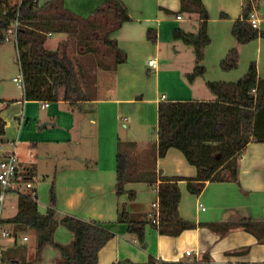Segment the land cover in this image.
<instances>
[{"label":"crops","instance_id":"1","mask_svg":"<svg viewBox=\"0 0 264 264\" xmlns=\"http://www.w3.org/2000/svg\"><path fill=\"white\" fill-rule=\"evenodd\" d=\"M22 1L0 0V10L20 7ZM105 1L63 0V3L67 10L88 17ZM119 1L125 4L132 20L110 37L117 40L127 60L111 70L98 65L91 76L80 61L90 100L76 105L64 100H27L24 88L14 78L23 89L21 97L3 95L0 98V115L6 122V132L0 135V141L7 150L15 149L19 161L18 179L6 193L0 208V225L11 234L9 237L0 235V254L5 251V256L16 264L34 258L35 231L30 229L31 236H28L22 232L29 228L5 220L19 211V194L33 190L38 211L46 213L50 206L48 187L54 183L58 219L69 214L96 220L114 233L100 250L98 264L125 260L141 264L192 260L209 264L264 262V143L247 145L239 161L237 181H208L200 194L190 192L187 180L179 181L180 215L196 223V227L172 236L147 225L144 248L129 233L128 225L118 221V210L121 204L127 203L132 216L149 219L157 210L153 203H159L158 187L144 181L128 182L124 194L116 193L119 142L134 144L132 152L140 172L156 170L165 176L186 179L197 176V167L181 150L172 147L164 156L157 155L159 103L212 101L215 95L207 82H236L247 74L253 62L259 77L264 78V37L260 35L243 44L232 32L248 3L259 21L255 28L264 31L263 0H201L209 15L210 42L199 64L205 72L192 81L188 75L197 67L195 48L176 39L174 32L182 30L188 35L199 32L202 18L196 8L191 10L194 2ZM149 29L154 40L149 37ZM55 34H49L45 47ZM57 34L63 35L58 48L68 35ZM232 49L238 50V66L224 70L222 62ZM16 59L18 62V51ZM151 59L156 61V67L149 64ZM3 156L4 152L0 151V159ZM28 172L33 176L29 180L31 188L26 187L28 181L23 175ZM39 177L44 178V182L49 181L36 188L35 181ZM130 191L136 192L135 200H130ZM4 209L12 215L4 217ZM242 217L255 223H237ZM25 236L28 240L22 242ZM72 238V232L65 226L57 227V242L67 244ZM31 239L33 243L28 245ZM187 250L191 255L186 254ZM59 256L58 249L46 245L40 260L33 264H56ZM9 260H0V264H10Z\"/></svg>","mask_w":264,"mask_h":264},{"label":"trees","instance_id":"2","mask_svg":"<svg viewBox=\"0 0 264 264\" xmlns=\"http://www.w3.org/2000/svg\"><path fill=\"white\" fill-rule=\"evenodd\" d=\"M185 1V0H183ZM191 7L201 12L202 22L197 34L188 35L176 30L174 37L182 39L195 48L197 67L188 75L189 80L203 75L205 68L200 66L205 46L210 42L207 20L209 15L201 0H192ZM248 3L240 19L236 20L232 32L240 43L246 44L258 36L264 37V31L253 27L248 17L251 13ZM55 10V11H49ZM19 20L17 40L18 62L23 76V88L27 100L57 102L64 100L71 105L91 99L83 66L79 60L68 56L64 43L56 50H49L45 43L51 33H65L76 37L85 52L98 53L99 48L92 46L100 39L107 46L112 61L101 67L114 69L127 60L123 52L110 35L125 22L132 20L125 4L119 0H106L88 17L77 15L64 7L63 0H51L44 5L39 0H23L20 7L0 10V46L4 43L9 27ZM100 31L104 33L100 36ZM149 37L154 40L152 29ZM239 53L232 49L222 62L224 70L238 66ZM215 95L212 101L166 100L159 103L157 155L164 156L174 147L181 150L187 160L195 165L198 174L195 178L165 176L160 171H138L134 146L131 142H119L116 193L126 192L128 182L144 181L158 187L160 217L159 221L138 219L131 215L128 204L119 206L118 221L128 225L129 233L141 247L146 246V227L151 225L161 234L176 236L186 229L196 227V223L185 220L179 212L181 191L179 181L187 180L188 189L200 194L206 182L238 180L239 161L250 142L264 143V78L258 75L256 63H252L245 76L236 82H207ZM6 132V122L0 115V135ZM1 142V141H0ZM24 180L30 182L33 176L25 173ZM36 191L19 194V211L5 220L7 223L23 226L35 231V256L22 264H33L40 260L46 245H52L59 251L56 264H98L100 250L114 237V233L103 223L96 220H84L65 214L61 219L57 214V195L55 185L50 190V206L46 213L37 208ZM35 193V194H34ZM34 194V195H33ZM130 200L136 199V192H129ZM233 223V222H230ZM239 224H254L249 218L242 217ZM59 225L65 226L73 234L67 244L55 240V231ZM6 252L0 254V260H9ZM10 264H16L9 260ZM116 264H141L131 260ZM161 264H209L192 261H164ZM239 264H264V262H241Z\"/></svg>","mask_w":264,"mask_h":264},{"label":"rangeland","instance_id":"3","mask_svg":"<svg viewBox=\"0 0 264 264\" xmlns=\"http://www.w3.org/2000/svg\"><path fill=\"white\" fill-rule=\"evenodd\" d=\"M46 1L48 0H39L41 4H44ZM262 4L264 5V0L262 1ZM99 34L101 37H103L104 35L102 31H100ZM62 37L63 35L56 33L53 38H51L46 44V48L49 50L56 49ZM63 43L65 45L68 56L74 58L75 60L82 61L85 64L89 76H91L93 71L97 70L98 65L100 66V63L109 64L112 61V56L109 55L107 46H105L100 39L94 40V42L92 43V46L99 48L98 53L85 52L84 47L78 44V40L76 37L66 36L63 40ZM16 58L17 49L15 41H4V43L0 46V98H2L3 95L7 96L8 98L21 97L23 89L19 88L13 81V78L18 77L21 74L20 66ZM5 109L6 108H4V110ZM44 181H46L44 180V178L39 177L38 180L35 181L36 188H39V186L41 185L44 186L46 183H48L49 180L47 182ZM51 187L52 184L49 185L47 191L49 198ZM10 215H12V213L4 209L3 216L9 217ZM22 233L31 236L30 229H25ZM27 243L28 245H31L33 243L32 239Z\"/></svg>","mask_w":264,"mask_h":264},{"label":"built area","instance_id":"4","mask_svg":"<svg viewBox=\"0 0 264 264\" xmlns=\"http://www.w3.org/2000/svg\"><path fill=\"white\" fill-rule=\"evenodd\" d=\"M248 21L251 23V25L253 27H258L259 21H258V18L256 16L255 12L251 11V13L249 14V17H248ZM19 25H20L19 20L16 19V21H14V23L9 27V29L6 33V37H5L6 41L14 40L17 43ZM149 64L152 67H156L157 63L155 60L151 59V60H149ZM14 81L19 86L23 87V76H22V74H20L18 77H15ZM0 105H1V103H0ZM45 105L48 106L49 103H46ZM0 151L4 152V156L0 159V208H1L6 193L9 191V189L14 187L16 180L18 179L17 175L19 173V161H18V157L16 155L15 149L7 150L5 148L4 143H1V142H0ZM26 187L31 188L32 183L27 182ZM153 206L157 210L150 214V219L153 222L157 223L159 221V217H160L159 203L155 202V203H153ZM204 208L205 207H203V209ZM0 235H2L4 237L11 236L10 232L6 229H3L1 227V225H0ZM26 240H28V237L25 236L23 238L22 242H24ZM191 253L192 252L190 250L186 251L187 255H191Z\"/></svg>","mask_w":264,"mask_h":264}]
</instances>
